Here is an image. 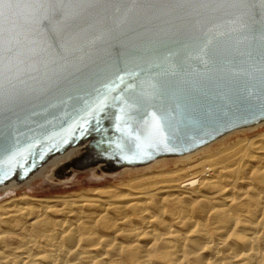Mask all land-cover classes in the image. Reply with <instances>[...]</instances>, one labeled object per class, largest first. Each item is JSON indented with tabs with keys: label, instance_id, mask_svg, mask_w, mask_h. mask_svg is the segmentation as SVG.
I'll return each instance as SVG.
<instances>
[{
	"label": "water",
	"instance_id": "obj_1",
	"mask_svg": "<svg viewBox=\"0 0 264 264\" xmlns=\"http://www.w3.org/2000/svg\"><path fill=\"white\" fill-rule=\"evenodd\" d=\"M56 7L57 23L18 22L34 44L0 64V185L83 139L67 176L183 155L264 120V0ZM32 47L47 50L41 62ZM154 114L167 117L159 138L149 132Z\"/></svg>",
	"mask_w": 264,
	"mask_h": 264
},
{
	"label": "bare ground",
	"instance_id": "obj_2",
	"mask_svg": "<svg viewBox=\"0 0 264 264\" xmlns=\"http://www.w3.org/2000/svg\"><path fill=\"white\" fill-rule=\"evenodd\" d=\"M263 127L264 120L140 165L174 159L176 170L1 202L0 264H264V131L209 151L232 134ZM86 142L49 155L26 178L0 185V193L31 185ZM63 164L58 176L66 175Z\"/></svg>",
	"mask_w": 264,
	"mask_h": 264
},
{
	"label": "rangeland",
	"instance_id": "obj_3",
	"mask_svg": "<svg viewBox=\"0 0 264 264\" xmlns=\"http://www.w3.org/2000/svg\"><path fill=\"white\" fill-rule=\"evenodd\" d=\"M260 131H264V127L258 131H241L224 138L221 142L213 144L209 151H216L223 146L229 145L231 142L238 140L240 137H250ZM199 157V156H198ZM198 157H194L193 160ZM69 159L61 161L60 164L68 161ZM174 159L160 161L158 164H153L150 168L129 167L127 172H122L123 168L113 172H94L90 169L79 170L73 169L69 176H58L56 174L59 165H55L43 176L40 180L36 179L29 186H20L18 188H11L5 192L0 193V203L10 199L16 198L28 192L30 195L39 197H52L60 195H68L76 191L96 189L108 185H115L122 181H126L129 177H137L141 175H151L158 170L166 167L169 170H176L177 164ZM57 167V168H56ZM182 168V166H179ZM50 173V174H49Z\"/></svg>",
	"mask_w": 264,
	"mask_h": 264
},
{
	"label": "snow or ice",
	"instance_id": "obj_4",
	"mask_svg": "<svg viewBox=\"0 0 264 264\" xmlns=\"http://www.w3.org/2000/svg\"><path fill=\"white\" fill-rule=\"evenodd\" d=\"M63 3V0H0V64L5 54L9 58L17 57L20 49L34 44L30 39L31 28L26 32H18V22L21 19H28L32 24L42 23L54 24L63 16V9L56 5ZM10 34L7 47L4 46L5 35ZM31 56L36 63L41 62L46 49L32 47L29 49ZM167 117L164 114H154L149 122L150 135L159 138L164 134Z\"/></svg>",
	"mask_w": 264,
	"mask_h": 264
}]
</instances>
